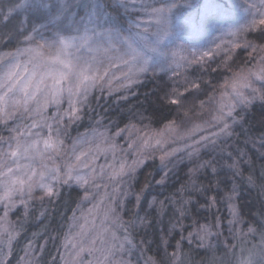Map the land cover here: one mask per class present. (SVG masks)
<instances>
[{"label": "rangeland", "instance_id": "obj_1", "mask_svg": "<svg viewBox=\"0 0 264 264\" xmlns=\"http://www.w3.org/2000/svg\"><path fill=\"white\" fill-rule=\"evenodd\" d=\"M111 1L113 5L121 9V14L125 17L120 30L114 26L112 13L104 6L102 0H74L71 17L81 21V31L80 33L61 32V35L69 43V47L60 54L62 60L73 64L75 70L83 68L89 75H103L105 71L108 73L96 87L90 88L86 102L76 104L78 109L76 115H70L72 109L65 93L58 105L55 103L46 105V110L42 112V116L32 114L24 115L21 118L20 114L17 113L13 118L7 119V124L0 120V138L2 141H8L10 136L16 135L9 129L17 127L21 131L30 129L33 133L39 134V136L29 137L30 140L49 138L47 127L31 128L33 120L41 125L47 120L53 129L52 141H63L62 144L56 145L55 150L53 148L44 149V145L41 143L39 148L43 152V158L31 162L37 173L42 170V165L47 167L45 183L51 185L52 195L59 192L63 186H74L82 192L80 204L67 226L61 264H138L135 260H130L128 254L122 251L124 242L122 237L117 234L120 221L113 223L115 216L110 209L114 208L120 218L122 211L127 209L126 202L131 199L133 202L136 201L137 194H134L133 187L139 171L147 161L157 160L159 169L174 165L175 167L168 168V171L173 170L174 173L178 172L176 167L182 162L187 163L189 169H192L194 162L188 158V145L194 144L203 136H210L212 132L219 131L222 125L214 117L221 116L223 113V119L229 123L235 110L250 104L246 106L238 104L232 111V115L228 116L227 113L231 110L230 106L236 100L238 93L247 97L253 95L257 97L258 94L264 92V80L250 75V73H258L259 68L264 67V63H261V58L264 57V44L248 42L246 34L248 28L256 31L260 25L264 26L259 23L261 19H264V4L261 0H239V8L230 11L224 8L225 5L219 3L218 0L208 4L203 3L201 6L197 5L198 0H135V3H132V0H127L129 5L127 9L120 5L119 0ZM31 2L32 0H0V58L8 56L11 59L8 54L16 55L18 62L21 65H26L29 69L33 67L29 63L33 54L27 53L25 49L29 47L36 49L37 44L44 45L43 49L37 50L48 56V46L54 39L53 34L56 31L54 26L50 24L53 18L52 12L47 10L33 11L27 7ZM17 3L24 6L16 8L15 22L7 26L3 20V14L8 12L11 5ZM79 3L88 7L85 12L77 10L76 5ZM172 3H175L176 7L168 14V35L160 44L158 52L151 54L152 59L146 65L147 70L136 71L137 66L135 64L124 66L120 60L116 61L120 65L119 67L110 66L108 58L119 54L104 53L103 49L110 46L98 42L92 33V29L95 28L97 32L105 29L114 30L126 37L129 36L130 26L134 22H140V30H142L144 24L150 20V16L142 8L144 4L160 7L162 4L168 6ZM97 5L100 8L98 19L95 16L96 8L94 7ZM252 5H256V7L253 8ZM90 17L95 23H89ZM34 28L42 35L33 31ZM84 28L88 29L86 34ZM16 31L23 32V35L10 38L9 33ZM26 36L34 37V42L28 43L25 40ZM72 36L78 38L72 40ZM132 36L135 37V30H133ZM85 37H91L86 44L83 43ZM113 43H116L115 39ZM241 45H250L255 60L247 67L233 72L221 86L215 88L211 96L195 113L162 126H153L149 117L145 116L132 119L125 126H119L117 122H112L110 128L99 123L76 134L71 133V126L79 117H82L81 111L93 95L99 93L107 95L111 92L123 94L127 91L128 83H133L136 78L144 73H168L170 75L176 73L179 76L186 74L187 71L201 72ZM117 47H119L118 44ZM52 51L54 52L56 49ZM97 61L103 63L99 64ZM125 74L128 78L125 77ZM108 81L111 83L109 84ZM246 84L250 86H245ZM253 88L259 91L253 94ZM77 99L79 98H74V100ZM57 119H61V123L57 124ZM57 129H59V136H57ZM226 137L230 136L220 135L215 139L217 142L226 141ZM158 140L160 143H157ZM201 149L205 148L200 147V155ZM0 150L7 151V144L0 142ZM173 150H176L175 154L171 155ZM81 152L88 153L81 159L88 163L89 167L84 168L81 164L73 172V175L78 173L89 179L93 175L92 169H95V179H91L87 185L76 180L64 183L63 179H52L51 170L54 167L59 168L60 175L63 177V174L68 170L67 165L76 163L75 156ZM161 156H165L163 162L160 159ZM199 158L196 159V163H198ZM136 161L139 162L136 163ZM21 163L26 164L29 161L22 160ZM122 163L125 165L124 174H120ZM129 166H132L133 170L129 171ZM183 177L182 175L176 178L183 180ZM189 178L190 180L188 182L185 180L183 186H180L175 194L173 193L168 197L165 205L170 206V212L167 215L164 210L161 212L160 229L166 228L171 232L172 225L176 224L177 221L178 225L186 221L176 212V209L181 205V198L189 200V203L185 205L188 211L192 198L201 192L195 191L192 187L193 180L197 187L201 186L197 180L198 173L195 175L191 173ZM95 185H99V187ZM0 193H2V189H0ZM85 195H88V199H84ZM44 197L50 196L46 195L43 189L34 187L31 198L27 194L23 197L17 194L13 196L11 203L0 201V261L2 264L7 259L11 243L16 237L18 219H22L32 204L39 203ZM22 199L26 201V204L20 202ZM158 203L152 204L157 206ZM101 239L107 241L106 247L114 253V255H108L106 252L104 255L107 256V259L98 251L101 247L99 242ZM93 240L97 241L95 245L91 243ZM207 240L208 237L204 241ZM121 245H123L122 248ZM126 245L125 242L124 248ZM261 253L256 254V257L253 255L254 258L251 255L241 256L238 264H264V252ZM21 264H32L30 250L22 258Z\"/></svg>", "mask_w": 264, "mask_h": 264}, {"label": "trees", "instance_id": "obj_2", "mask_svg": "<svg viewBox=\"0 0 264 264\" xmlns=\"http://www.w3.org/2000/svg\"><path fill=\"white\" fill-rule=\"evenodd\" d=\"M102 1L112 13L114 26L120 30L125 21L121 9L111 0ZM212 1L198 0L197 5ZM218 1L229 11L240 6L239 0ZM76 7L83 12L88 8L81 3ZM16 16L15 8L3 20L8 26L15 22ZM246 34L248 42L264 44V26L260 25L256 31L248 28ZM253 54L250 45H241L198 73L187 71L179 76L144 73L128 83L123 94L93 95L70 131L76 134L99 123L110 128L112 122L125 126L132 119L145 116L153 126L178 121L195 113L233 72L250 65L255 60ZM259 95L247 107L234 111L229 122L232 135L226 141H218L215 150L201 149L198 162L216 160L217 172L201 169L197 178L201 192L192 198L186 221L180 225L177 221L171 232L160 229L161 204L165 205L168 197L185 180H190L189 165L180 163L175 173L168 171L174 165L159 169L157 160L142 166L133 187L136 201L126 202L127 209L122 211L117 231L124 247L126 240L131 241L122 249L130 260L138 264H238L241 256L256 257L264 252V100ZM232 163L238 167H228ZM182 175L183 180L176 178ZM81 198L80 189L63 186L55 195L33 203L25 216L18 219L16 237L3 264H21L28 250L32 264H61L67 226ZM153 202L159 203L154 206ZM232 206L235 223H230L234 220ZM169 208L168 205L163 208L166 215ZM146 214L147 223L140 224L137 217ZM200 226H208L211 232L207 241L195 235Z\"/></svg>", "mask_w": 264, "mask_h": 264}, {"label": "snow or ice", "instance_id": "obj_3", "mask_svg": "<svg viewBox=\"0 0 264 264\" xmlns=\"http://www.w3.org/2000/svg\"><path fill=\"white\" fill-rule=\"evenodd\" d=\"M264 4V0H261ZM119 3L125 9L128 8L127 0H119ZM132 3H135V0H132ZM21 3L15 4L13 7L8 9L7 13L3 14V18L6 20L10 14L15 10V8L23 7ZM33 11H42L47 10L52 12V19L50 24L54 26L56 31L54 32V39L51 44H49V55L45 56L41 51L37 49H43L44 45L37 44V48L33 49L31 47L25 49L29 54H33V58L29 61L33 65L29 69L26 65H21L18 62L17 56L13 54H8L11 56V59L8 56L0 58V120L7 124V119H11L16 116L17 113L20 114L21 118L24 115L42 116V112L46 110V105L55 103L59 104L61 98L66 93L70 108L72 109L70 115L75 116L78 111L76 104L81 102H86L88 97V92L90 88L96 87L100 81L104 80V77L107 76V71L103 75H89L86 74L83 68L75 70V66L65 60L60 58V54L69 47L68 41L61 35V32H75L80 33L82 23L80 20H76L71 17V9L74 7V0H32L31 4L27 6ZM96 8L95 16L98 19L100 14L99 6H94ZM176 7L175 3H172L168 6L163 4L160 7H154L150 4H144L142 6L143 10L148 13L150 20L144 24L143 29H141L140 22H134L130 26L129 36H121L120 33L115 32L114 30L105 29L103 31L97 32L95 28L92 29L93 35L97 38L98 42H103L108 44L110 47L104 48V53H118L119 55H113L108 58V63L112 67H119L116 63L117 60L122 61L124 66H130L135 64L136 71L142 72L146 71V65L152 59L151 54H155L159 50L160 44L163 42L164 38L168 35V24H169V13L172 9ZM253 8L256 5H252ZM82 19V18H81ZM89 23H95L94 20L89 19ZM254 23V22H253ZM260 24L264 25V19L259 21ZM47 27V26H42ZM135 30V37L132 36V32ZM37 31V29H33ZM85 34L88 32L87 28H84ZM38 34L42 35V33ZM19 35H23V32L16 31L14 33H9L10 38ZM77 36H72V40H76ZM264 38V35H262ZM88 39L91 37L83 38V43H87ZM116 40V43H113V40ZM25 40L28 43H33L35 38L32 36H26ZM117 44L119 47H117ZM60 47H57V46ZM135 45V46H134ZM56 49V51H52ZM95 59V58H93ZM87 63V61H85ZM97 63L102 64V61H97ZM261 63H264V57L261 58ZM98 70V69H96ZM250 75L256 76L257 79L264 80V67L259 68L258 73H250ZM125 77L128 78L127 74ZM50 81V83H49ZM110 84L111 81H108ZM250 86V85H245ZM259 90L256 88L252 89L253 94L257 93ZM74 98H79L74 100ZM256 96L252 97L244 96L242 93L237 94L236 100L231 104V110L227 113L228 116L232 115V111L235 110V107L238 104L247 105L251 103L252 99H255ZM259 98L264 100V92H261ZM34 106V107H33ZM78 118V117H77ZM62 119V118H61ZM61 119H57L56 123H61ZM222 126L219 128L218 132H212L210 136H203L200 140L195 141L194 144L188 145L189 151L187 153L188 158L194 162V167L190 171L195 175L199 173L201 169L207 170L211 169L213 173L217 172V161L214 159L209 160H200L196 163V159L200 157V147L205 149L212 148L216 149L217 141L215 137L220 135L230 136L232 135L231 126L229 123L223 119V113L221 116L214 117ZM38 127H47L49 129V138L44 139H28L32 136H39L38 133H33L30 129L27 131H21L19 127L15 129H9L10 132H15L16 135L10 136L8 141L0 142L7 144V151L0 150V201L13 202L12 198L14 195H20L23 197L25 194L29 198L32 197V192L34 187H39L44 190L46 195L51 196L52 187L49 183H45L47 167L42 165V170L37 173L36 169L32 167L31 162L36 159L43 158V152L39 148V145L43 143L44 149L53 148L56 149L57 144H62V140L52 141V125L45 120L44 124L41 125L36 120H33L31 128ZM199 127V126H197ZM57 136H59V129L56 130ZM157 143H160L158 140ZM130 147L132 145H129ZM264 147V144H262ZM75 150V149H74ZM176 150H173L171 155L175 154ZM222 152L223 149L221 148ZM88 153L81 152L79 155L75 156L76 163H69L67 165V171L63 174V177L60 175L59 168L54 167L51 170L52 179L61 180L63 179L64 183H68L70 180H76L82 184H89L91 179H95V169H92L93 175L86 179L84 176L73 175V172L82 164L84 168H88L89 164L82 161L81 157L86 156ZM161 161L165 160V156L160 157ZM22 160H27L29 163L22 164ZM139 161H136L138 163ZM230 168H237L236 163L228 165ZM129 171L133 170L132 166H129ZM125 165L122 163L120 166V174H124ZM38 177V179H35ZM163 183V181H160ZM99 187V185H95ZM192 187L195 191H200L199 187L196 186L195 181H192ZM87 192V189L85 190ZM84 199H88V195H85ZM231 199V197H229ZM182 202L179 208L176 209V212L179 213L181 218L185 217L187 210L185 205L189 203V200H184L181 198ZM22 204H26L25 200L20 201ZM155 203V202H153ZM233 207V216L234 220L230 223H235L237 220L235 208ZM114 214L115 218L113 223H118L120 218L116 214V210L110 209ZM161 211H163V204H161ZM140 220L141 224L147 223V214L145 217H137ZM121 226H123L121 224ZM177 225H172L176 227ZM252 231V229H249ZM193 235V233H189ZM195 235L201 240L204 241L208 236L211 235V232L208 226H200ZM115 238V237H114ZM101 247L98 251L101 252V255L107 259V256L104 254L107 252L108 255H114L110 248H107V241L101 239ZM92 245L97 243L96 240H93ZM126 243L131 244L130 240H126ZM123 245H121V248ZM2 264V261H0ZM182 264V262H181Z\"/></svg>", "mask_w": 264, "mask_h": 264}]
</instances>
